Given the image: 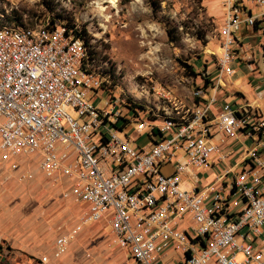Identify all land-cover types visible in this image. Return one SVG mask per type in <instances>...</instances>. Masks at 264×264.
Instances as JSON below:
<instances>
[{
	"label": "built area",
	"instance_id": "2783aa9c",
	"mask_svg": "<svg viewBox=\"0 0 264 264\" xmlns=\"http://www.w3.org/2000/svg\"><path fill=\"white\" fill-rule=\"evenodd\" d=\"M221 8L219 81L233 74L236 58L264 66V0H221ZM3 18L0 11V160L16 168L18 158L39 155L40 172L70 179L69 195L84 206L74 231L56 239L53 258L82 226L103 223L136 264H165L169 250L180 255L174 264H264L263 117L219 103L218 82L197 90L205 103L179 117L147 118L115 96L98 107L102 81L73 29L12 27ZM251 37L255 44L246 43ZM254 135L226 196L221 188L204 197L198 173L212 156L231 154L219 142ZM227 196L240 198L237 213Z\"/></svg>",
	"mask_w": 264,
	"mask_h": 264
},
{
	"label": "rangeland",
	"instance_id": "374dc122",
	"mask_svg": "<svg viewBox=\"0 0 264 264\" xmlns=\"http://www.w3.org/2000/svg\"><path fill=\"white\" fill-rule=\"evenodd\" d=\"M0 11L3 21L12 27L65 26L73 29L76 37L79 32L77 38L87 42L92 56L91 70L102 81L103 99L94 100L98 107L104 106L107 96H115L147 118L179 117L199 106L194 96L197 90L219 83L216 59L221 44V0H0ZM243 66L238 60L231 63L234 74L229 79L222 76L217 94L219 97L224 94L223 100L235 92L245 94L249 102L256 98L264 112V95L257 96L260 90L255 95L250 90ZM206 79L210 81L208 84ZM236 81L246 85L247 91L235 85ZM251 81L252 87L264 89L263 74ZM67 113L76 115L70 108ZM251 145L250 138L235 140L236 149ZM30 166L17 180H30L28 176L33 172ZM224 168L219 164L212 170L217 173ZM8 172L5 170L3 176L11 179ZM188 185L186 180L183 187ZM17 187L8 186L9 195L1 196L0 204L9 206L18 201L31 204L36 200L45 209L44 205L56 199L52 194L47 198L34 195L29 202L14 194ZM63 197L62 201H68ZM42 216L41 210L37 215V231L42 228L47 232L51 219L44 220ZM104 231L109 234L108 228ZM113 246L117 244L114 242ZM95 253L92 247L85 246L80 251V258L86 261L82 264H97Z\"/></svg>",
	"mask_w": 264,
	"mask_h": 264
},
{
	"label": "crops",
	"instance_id": "0c3cea01",
	"mask_svg": "<svg viewBox=\"0 0 264 264\" xmlns=\"http://www.w3.org/2000/svg\"><path fill=\"white\" fill-rule=\"evenodd\" d=\"M241 34L245 36V34L249 33L242 30ZM245 41L246 43L255 44L256 38L251 37ZM235 60H238L244 65L243 67L249 80L247 84L250 90L254 92L253 94L255 95V91L260 90L261 92L257 93V96L260 94L264 95V89H259V87H252L250 85L252 83L251 78H257L258 75L261 74L264 75V66L257 62L250 63L240 60L239 58ZM232 75L228 76V79ZM233 83L243 87L244 90L247 91L246 85H240L238 81ZM235 93L236 94L231 95L227 100H223L222 96L224 94L220 95V97L217 95L218 102H228L240 108L248 106L259 116L264 118V112L260 109L256 98L249 102L246 100L247 97L245 94L243 95L239 92ZM238 94L240 95L239 97L237 96ZM205 98L204 96L202 99H196V101L199 102V105H202L205 103ZM213 112L216 113V109H213ZM129 137L136 140L138 145L148 146L150 144L148 138L137 137L133 132L129 133ZM237 138L246 139L244 137ZM255 138V135L251 137L252 145L250 147L246 146L242 150L240 148H235L236 139H228L224 142H219L222 152H230L231 154L223 161H219L217 155L212 156L209 165L198 173V187L204 197L208 199L214 192L219 191L221 188L226 196L228 188L232 183L234 173L241 167V161L245 155L244 151L254 146L253 140ZM39 161V155L20 157L17 159V167L12 168V162H2L0 160V197H7L9 194L6 188L13 185H18V187L14 189V194L19 197H24V199L29 200V202V198H32L34 195L47 198V196L52 194L56 197L51 204L44 205L45 209H41L42 205H39L36 200H33L31 204H22L19 201L9 206L0 204V264H40L39 261L43 256L40 258L39 256L44 253H49L48 256H46L48 257L46 264H82L85 258H80V251L85 248V246H90L97 252L95 253L97 264H136L128 257L126 251L120 249L118 246H113L115 242L114 236L110 228L103 223H90L82 226L69 240L67 252L58 259L52 257V251L56 241L55 237L58 235L69 236L70 233L74 231L78 225V220L82 216L84 206L76 202L69 195L71 186L70 179L60 177L57 180H53L52 178L46 177L38 168ZM29 164H31L29 169L31 168L33 171L30 173V180H17L26 172L24 170L27 169ZM219 164L225 166V168L221 172L218 170L216 171L217 173H215L212 169L216 168ZM166 169L169 168L167 167ZM5 170L9 171L8 173L12 176L11 179L4 178L3 175ZM1 176H3V178H1ZM50 181L54 183L52 184ZM56 183H58V187ZM62 196L66 197L65 200L68 201H62ZM228 199L231 212L237 213L241 208L240 198L238 196H229ZM41 210L44 220L47 218L51 219V225L47 232L44 229L41 230L42 228H40L39 232L37 231V215ZM188 224V220H185L183 223H180L179 226L180 228H186ZM107 228L109 229V234H105L104 230ZM179 259L180 255L178 253L169 250L165 257V264H174Z\"/></svg>",
	"mask_w": 264,
	"mask_h": 264
},
{
	"label": "trees",
	"instance_id": "16d2710c",
	"mask_svg": "<svg viewBox=\"0 0 264 264\" xmlns=\"http://www.w3.org/2000/svg\"><path fill=\"white\" fill-rule=\"evenodd\" d=\"M79 34H80V33L77 32V37L81 35V34H80V35H79ZM79 38H80V37H79ZM85 44L87 45V42H86ZM89 56H90V59H91L92 56L90 55V53H89ZM91 60H92V59H91ZM209 82H210V81H208V79H206V83H205V84H208ZM205 86H206V85H205ZM207 87H208V86H207ZM207 87H205V89H208Z\"/></svg>",
	"mask_w": 264,
	"mask_h": 264
},
{
	"label": "bare ground",
	"instance_id": "6f19581e",
	"mask_svg": "<svg viewBox=\"0 0 264 264\" xmlns=\"http://www.w3.org/2000/svg\"><path fill=\"white\" fill-rule=\"evenodd\" d=\"M222 80V79H221ZM221 80L219 81V84L221 83Z\"/></svg>",
	"mask_w": 264,
	"mask_h": 264
}]
</instances>
